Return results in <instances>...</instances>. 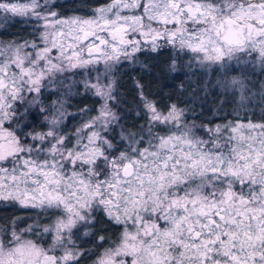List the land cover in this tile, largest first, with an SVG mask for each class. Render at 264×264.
<instances>
[{
	"label": "snow or ice",
	"instance_id": "1",
	"mask_svg": "<svg viewBox=\"0 0 264 264\" xmlns=\"http://www.w3.org/2000/svg\"><path fill=\"white\" fill-rule=\"evenodd\" d=\"M55 6L0 0V23L35 21L40 33L39 44L0 42V202L49 220L0 229V264H81L76 240L97 212L122 230L93 264H264V123L198 126L137 85L147 139L143 126L122 129L121 145L109 135L121 119L110 106L111 73L138 52L169 46L201 68L264 67V0H108L87 17H63ZM77 70L102 103L96 115L81 109L86 119L68 133L62 104L41 97ZM218 83L245 89L236 78ZM33 107L46 130L21 123Z\"/></svg>",
	"mask_w": 264,
	"mask_h": 264
},
{
	"label": "trees",
	"instance_id": "2",
	"mask_svg": "<svg viewBox=\"0 0 264 264\" xmlns=\"http://www.w3.org/2000/svg\"><path fill=\"white\" fill-rule=\"evenodd\" d=\"M107 2L108 0H56L54 10L63 17L74 15L87 17L91 15L92 9ZM37 34L31 22L22 23L18 18L0 23V42L8 43L25 39L30 41L37 39ZM185 59L176 60L177 64L175 63V70H173L174 51L165 47L152 51V53H141L138 59L139 64L124 61L119 65L115 73L114 95H116V101L112 102V106L115 107L121 118V128L133 132L139 131L141 126L144 130L146 129L147 118L141 108L140 91L137 85L142 86L143 94L155 101L161 109L175 104L185 110L189 116L193 114L192 117L202 124L225 123L227 120L235 121L237 119L238 116L235 115L238 107L237 95L221 88L214 76L211 77L209 83L204 85L198 71L192 69L190 65L184 66ZM67 98L69 119L75 117L76 122L74 121L71 126H62V131L69 127L75 129L80 126L83 119H86L81 109H93L89 113L92 115L96 113L99 106L98 97L87 92L79 83L70 90ZM42 99L44 103L52 101L49 94H43ZM252 112V121L264 122V112L261 115L255 108ZM210 117L212 118L210 119ZM41 119V114L37 108L33 107L29 110L26 121H21V123L27 122L32 125V128L45 130V123ZM246 119L248 120V117L243 121H247ZM32 128L26 130L31 131ZM112 137H115L117 145L123 143L117 138L116 131ZM47 220L40 214L37 216L35 209L0 202V229L10 231L15 228L20 230L29 225L33 226L35 223L42 225ZM121 230L122 226L115 225L103 213L97 212L95 227L86 237L84 246H81L85 252V256L81 258V264H93V261L97 259V254L102 253L104 248L112 246V241L116 240ZM99 236H104L107 243L99 240ZM101 244L103 247H98Z\"/></svg>",
	"mask_w": 264,
	"mask_h": 264
},
{
	"label": "rangeland",
	"instance_id": "3",
	"mask_svg": "<svg viewBox=\"0 0 264 264\" xmlns=\"http://www.w3.org/2000/svg\"><path fill=\"white\" fill-rule=\"evenodd\" d=\"M55 1L56 0H53L54 3H55ZM32 24L34 25L35 30H36L38 25L36 24L35 21H31V25ZM37 33H38L37 34L38 38L37 39H33V40H35L39 44L40 43V39H39L40 33L38 31H37ZM30 41H32V40H30ZM165 47H169V46L160 47V48H158V50L162 49V48H165ZM169 48L172 49V51H174L175 63L176 64H177L176 60L181 59V61H182V60H184V58H186L184 66L185 65L189 66L188 57L184 56L182 53H178L172 47H169ZM141 53H152V51L146 49L144 51L138 52V53L135 54V56H134V58L132 60L127 61V62H130V63H133V64H139L138 59H139V56L141 55ZM190 66L195 71H198L199 74L202 76V82H203L204 85L209 83V81L211 80L212 76H214L215 81L217 83H218L219 80H222V79H227V80L230 81L233 78H236L238 80H243L244 81L245 89H244L243 92H241L239 86L231 87V88H229L227 90L224 89L227 92H231L232 94H236L237 95L238 107L236 108V111H235L236 114L235 115L240 117V120L242 122L246 123L248 121L247 119H246L247 121H243L244 118H246V117H248V119H251V120L253 119L252 118L253 117V114H252L253 112L252 111L254 110V108H255L256 111H258V113H260L261 115L263 114V112H264L263 111L264 110V67H261L258 63L257 64H252V63H248V62H244V61H242L240 63L232 62L226 68H220L219 66H214L211 69L201 68L194 62ZM118 67H119V65L111 73V78L114 80V82H116L115 73H116V70H117ZM98 68H99V72L102 74L103 73V66L100 65V66H98ZM77 71L81 72V74L77 75V74H75V72L65 73L64 77H60L59 78L62 82L56 83V84L52 85L51 87H48V88L44 89V91H43V94L51 95L52 101H59L62 104V110L65 112V118H64V121H63V123L61 125V128H62V126H64V127L67 126V125L71 126L74 121L76 122L75 117L72 118V119H69V113H68V109H67V101H68L67 94L78 83L81 85V87L84 88L83 80L85 79V76L83 75L82 70H77ZM95 75H96V72L93 71L91 73V75L89 76V78H92ZM105 82H107V78H105ZM87 92H90V91H87ZM98 99H99V106H98V108H99L100 104L102 103V100L99 97H98ZM51 102H47V103L45 102L44 104L46 106H48V105L51 104ZM112 102H110V106H112ZM113 110L117 113L115 107H113ZM213 113H215V112H213ZM92 115H96V113H94ZM192 116H193V114L191 116H189L188 113L184 110V118H185V120L188 123L195 122L198 126L199 125H206V124H202V123L196 121V118H194ZM211 118L212 117H210V119ZM41 121H43V119H41ZM230 121L231 120H227L225 123H222V122H220V123H218V122L209 123L208 126H215V125H218V124L219 125H223V124H226V123H228ZM253 122L254 123H264V122H261V121H258V120H255ZM78 127H76L75 129H72L74 127H69V128H66L65 131H67L68 133H73ZM147 127H148V125H146V129L144 130L145 139H147ZM122 129L123 128H121L120 124L115 126V128H114V131L117 132V138L119 140H120V135L119 134H120ZM114 131L110 132L109 135L113 136ZM35 210H36V215L38 216L39 215V210H37V209H35ZM43 217L45 219H47L45 216H43ZM47 223H49V220H47V222L43 223L42 225L47 224ZM37 224L38 223H35V224H33V226H36ZM25 228H27V227H25ZM25 228H22L20 230H23ZM17 231H19V230H17ZM86 231H89V229L84 227V226H81L80 238L78 240H76V244L80 247V250L83 251V252H84V249H81V246H84L85 241H86L85 239L88 236V235H84V232H86ZM38 236H39V232H38V234L36 236L32 235L31 233L27 234V238H31V239H38ZM41 242L45 243V245L50 243L49 235L48 234H44L43 241H41Z\"/></svg>",
	"mask_w": 264,
	"mask_h": 264
}]
</instances>
